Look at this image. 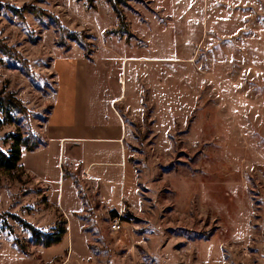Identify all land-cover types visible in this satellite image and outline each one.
<instances>
[{"label": "rangeland", "instance_id": "1", "mask_svg": "<svg viewBox=\"0 0 264 264\" xmlns=\"http://www.w3.org/2000/svg\"><path fill=\"white\" fill-rule=\"evenodd\" d=\"M118 8L126 31L105 0L93 8L0 0V93L26 110L9 119L0 110L5 154L15 136L42 140L49 65L61 50L96 49L112 92L123 57L147 59L124 67L131 109L118 108L136 173L133 207L117 218L100 211L75 176L82 211L69 224L58 212L52 155L22 147L24 175L0 172V264H264V0H122ZM63 196L67 210L78 209L68 186ZM20 221L44 234L60 225L68 242L35 244Z\"/></svg>", "mask_w": 264, "mask_h": 264}, {"label": "crops", "instance_id": "2", "mask_svg": "<svg viewBox=\"0 0 264 264\" xmlns=\"http://www.w3.org/2000/svg\"><path fill=\"white\" fill-rule=\"evenodd\" d=\"M80 49L82 51L71 45L65 51L61 50L56 61L51 58L49 71L53 74L54 91L49 99L45 122L39 131L44 145L30 152L52 155L58 177V212L69 224V218L82 211L73 183L75 176L85 195L96 200L100 211H115L120 216L126 205L133 207L129 197L130 193L136 195V173L128 161L127 125L118 108L131 109L126 86L123 87L124 67L126 73L129 60H147L123 57L117 81L120 90L112 92L110 84L97 71L96 49L89 58ZM64 171L69 177H63ZM28 172L29 176H35L31 170ZM65 186L72 190L77 210L66 209L63 203ZM45 189L48 193V188ZM79 221L76 220L77 226ZM67 236L64 235L62 240L68 242ZM49 260L45 258V262Z\"/></svg>", "mask_w": 264, "mask_h": 264}, {"label": "trees", "instance_id": "3", "mask_svg": "<svg viewBox=\"0 0 264 264\" xmlns=\"http://www.w3.org/2000/svg\"><path fill=\"white\" fill-rule=\"evenodd\" d=\"M77 1H82V0H77ZM90 8H93V0H86ZM110 7L112 8L118 22H119V27L122 30H127V23L125 16L123 13L119 10L118 5L121 3L122 0H105ZM65 33V30H63ZM67 35L69 36V39L72 41L77 42V35L73 32H66ZM118 34V31L116 32ZM119 36L121 34L119 33ZM131 36V35H130ZM80 47L84 50L86 58H89L91 52L88 49L89 46L83 43H79ZM0 110L2 111L4 118L9 119V112L10 110H14L16 113L20 115H25L26 110L23 107L22 103L14 98L11 94H6L3 95L0 93ZM13 144L11 146L10 151L5 154L2 151H0V172H4L6 174H10L11 172H20V174L24 175L22 172V167H20L18 164L21 161V148H25L27 152H32L35 149H37L39 146L44 145V142L40 140L37 144L32 145L33 143L29 141V136L26 139H22L20 136H15L13 137ZM63 177L67 178L69 177V174L67 172H63ZM110 215L114 218L118 217V214L115 211H111ZM20 223L27 228L32 234H33V240L35 244L41 245L45 248H48L52 245L58 244L62 241V238L66 234V229L63 227H57L49 234H44L39 232L37 229L32 227L30 224L24 223L20 221ZM65 225V223H64Z\"/></svg>", "mask_w": 264, "mask_h": 264}, {"label": "built area", "instance_id": "4", "mask_svg": "<svg viewBox=\"0 0 264 264\" xmlns=\"http://www.w3.org/2000/svg\"><path fill=\"white\" fill-rule=\"evenodd\" d=\"M121 229H122V225L120 224L119 221H113L111 223L110 230L112 232L117 233V232L121 231Z\"/></svg>", "mask_w": 264, "mask_h": 264}]
</instances>
